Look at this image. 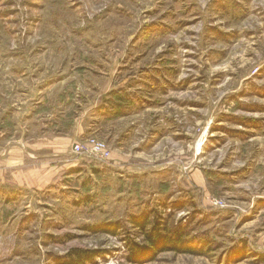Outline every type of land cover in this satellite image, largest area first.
<instances>
[{"label": "rangeland", "instance_id": "rangeland-1", "mask_svg": "<svg viewBox=\"0 0 264 264\" xmlns=\"http://www.w3.org/2000/svg\"><path fill=\"white\" fill-rule=\"evenodd\" d=\"M40 132L73 141L0 184V264H264V0H0V160ZM143 213L200 253L131 262Z\"/></svg>", "mask_w": 264, "mask_h": 264}, {"label": "crops", "instance_id": "crops-1", "mask_svg": "<svg viewBox=\"0 0 264 264\" xmlns=\"http://www.w3.org/2000/svg\"><path fill=\"white\" fill-rule=\"evenodd\" d=\"M81 132L75 136L80 137ZM41 136V132L38 133ZM73 137V135H72ZM56 137L53 134H44L40 138L21 140L16 142L18 147L9 150L7 157L0 160V184L11 179L12 183L28 189H44L56 179L60 170L56 167L48 168L47 159L68 156L67 150H59L61 142H71L73 138ZM39 138V139H38ZM82 138H79L80 140ZM50 148V152L45 150ZM33 167H29V165ZM51 165V164H50Z\"/></svg>", "mask_w": 264, "mask_h": 264}, {"label": "trees", "instance_id": "trees-1", "mask_svg": "<svg viewBox=\"0 0 264 264\" xmlns=\"http://www.w3.org/2000/svg\"><path fill=\"white\" fill-rule=\"evenodd\" d=\"M130 222L139 230L138 232L141 234L142 238L141 241L132 237L128 238L129 260L133 263H139L145 258L156 256L157 254L167 251L190 252L193 254L200 253V251L182 249L185 248L186 244L190 241V239L186 237L185 230H182L179 226L174 227V229L167 228L160 220V217L154 218L151 221L150 215L143 213L139 216L131 217ZM88 229L94 233L101 232L117 235L120 227L118 223H110L92 226ZM98 254L97 251H75L64 264H85V262H92L97 258Z\"/></svg>", "mask_w": 264, "mask_h": 264}, {"label": "built area", "instance_id": "built-area-1", "mask_svg": "<svg viewBox=\"0 0 264 264\" xmlns=\"http://www.w3.org/2000/svg\"><path fill=\"white\" fill-rule=\"evenodd\" d=\"M72 152L77 157L104 162L106 158V144L96 138H90L85 142L76 141L72 146Z\"/></svg>", "mask_w": 264, "mask_h": 264}]
</instances>
